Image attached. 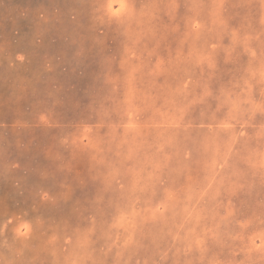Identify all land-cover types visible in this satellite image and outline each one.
<instances>
[{"label": "rangeland", "instance_id": "374dc122", "mask_svg": "<svg viewBox=\"0 0 264 264\" xmlns=\"http://www.w3.org/2000/svg\"><path fill=\"white\" fill-rule=\"evenodd\" d=\"M0 264H264V0H0Z\"/></svg>", "mask_w": 264, "mask_h": 264}]
</instances>
